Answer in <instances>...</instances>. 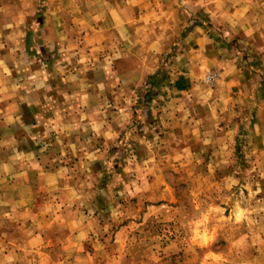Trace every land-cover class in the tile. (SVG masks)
<instances>
[{
    "label": "rangeland",
    "instance_id": "obj_1",
    "mask_svg": "<svg viewBox=\"0 0 264 264\" xmlns=\"http://www.w3.org/2000/svg\"><path fill=\"white\" fill-rule=\"evenodd\" d=\"M126 1L121 28L103 39L67 0H0V45L34 40L39 62L56 66L37 73H58L54 94L38 83L25 110L51 122L33 123L19 147L41 152L70 189L50 186L0 223L3 247L18 255L5 264H264V160L247 128L255 104L227 106L217 71L180 91V4L168 0L171 14L152 26L147 0L136 10ZM244 48L247 82L264 84V48Z\"/></svg>",
    "mask_w": 264,
    "mask_h": 264
},
{
    "label": "crops",
    "instance_id": "obj_2",
    "mask_svg": "<svg viewBox=\"0 0 264 264\" xmlns=\"http://www.w3.org/2000/svg\"><path fill=\"white\" fill-rule=\"evenodd\" d=\"M147 1V13L155 15L152 26L158 17L162 16L164 22L166 16L171 14L168 11L172 7H166L168 0ZM177 1L180 6L175 12L180 17L175 29L180 31L189 27L179 43L173 71L181 86L180 91L198 83L208 72L217 71L220 80L216 95L223 98L227 106L255 104L248 115V142L253 148L255 146V153L264 160V84L254 83L256 87H253L247 82L250 72L242 66L239 51L255 44L264 48V0ZM66 4L69 8H76V13L82 16H90L88 29L97 32L103 39L118 31L124 21L121 0H67ZM127 4L134 10L138 7L137 0H127L124 5ZM136 13L128 20L129 24L138 23L139 13ZM203 26L209 28V33ZM222 34H226L229 39H222ZM255 34H258V41H250ZM18 40H5L0 45V223L11 221V212H18V208L22 212H28L29 208L35 206L36 198L50 186L54 189L56 184L57 190L70 191L67 187H58L62 177L61 170L54 169L52 172L44 169L41 152L26 151L19 147V144L29 142L34 135L31 132L33 123L39 126V123L50 121H29L25 110L35 109L37 105L34 97L40 91L38 83L45 81L42 83L45 91L54 94L58 85V73L44 76L37 73L46 65L49 71H53L55 63L50 59L45 63L39 62L42 54L37 50L34 40L28 46L25 43L22 45ZM20 49L22 50L18 51ZM260 54L264 61V50ZM21 60L33 68L17 69V64H22ZM66 77L63 74L60 79L67 80ZM36 137L35 139H39ZM6 144H12V147L7 148ZM3 244L0 234V264H5L9 256L10 260L17 261L18 255L7 252Z\"/></svg>",
    "mask_w": 264,
    "mask_h": 264
},
{
    "label": "built area",
    "instance_id": "obj_3",
    "mask_svg": "<svg viewBox=\"0 0 264 264\" xmlns=\"http://www.w3.org/2000/svg\"><path fill=\"white\" fill-rule=\"evenodd\" d=\"M212 77H213V76H208L207 81H208V82H211Z\"/></svg>",
    "mask_w": 264,
    "mask_h": 264
}]
</instances>
